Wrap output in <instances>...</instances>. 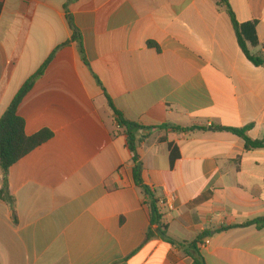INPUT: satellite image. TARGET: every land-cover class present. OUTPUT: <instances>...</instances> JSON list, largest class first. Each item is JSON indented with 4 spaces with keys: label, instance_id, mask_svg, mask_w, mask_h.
<instances>
[{
    "label": "crops",
    "instance_id": "1",
    "mask_svg": "<svg viewBox=\"0 0 264 264\" xmlns=\"http://www.w3.org/2000/svg\"><path fill=\"white\" fill-rule=\"evenodd\" d=\"M0 2V118L71 40L68 13L89 64L75 43L61 48L18 107L27 136L53 138L10 168L0 264H194V242L206 264H264V228L224 230L264 217V148L218 129L251 126L264 140V67L242 52L220 0ZM228 2L240 24L257 23L250 52H264V0ZM105 93L147 128L143 179L174 244L156 228L148 238V199Z\"/></svg>",
    "mask_w": 264,
    "mask_h": 264
},
{
    "label": "trees",
    "instance_id": "2",
    "mask_svg": "<svg viewBox=\"0 0 264 264\" xmlns=\"http://www.w3.org/2000/svg\"><path fill=\"white\" fill-rule=\"evenodd\" d=\"M221 5L226 7L232 24L238 39L239 46L246 56V58L256 67H264V52L261 51L257 54H252L249 50L248 44L252 47L260 46L258 41L256 26L257 23H244L240 24L236 18L235 13L232 10L231 5L228 0H220ZM2 11V4L0 2V14ZM68 24L72 31V38L70 41L56 49L50 57L46 60L43 66L39 69V71L34 74L22 87L20 92L14 98L6 112L0 118V172L2 176V188L0 190V198L5 200L8 203H13V198L9 195L8 190V177L9 171L12 166H14L21 159L26 157L32 151L42 146L50 139L53 138V133L50 130H42L33 136H27L25 128L26 123L25 120L18 115V107L26 97V95L33 89L38 80L44 75L46 69L51 64L53 59L55 58L57 52L71 43H75L78 47L79 54L81 56L82 61L85 65L89 66L88 61L85 56V50L83 45V38L80 30L75 24L74 18L69 13L67 14ZM95 79L102 86L99 78L95 76ZM109 107L112 109L116 116V123L118 124L119 129L123 130V134L127 137V142L130 151L132 152L133 161H134V181L136 185L143 189L144 194L148 199V206L150 208L151 220H150V229L148 232V238L152 235V229L156 228L159 235L166 240L167 242L174 244L167 236V226L162 223V216L160 214L158 208V200L155 198L152 191L148 186L145 185L143 179V166L139 158L138 148L141 144V139H139L138 135L145 129L146 127L139 125L137 123L131 122L125 119L121 113L115 108L112 100L109 95L105 93ZM169 125L164 126L163 128H168ZM176 131L188 132L194 131L200 128H191V129H180L173 128ZM221 131H228L238 137H241L246 142L247 150H256L264 148V140H252L247 134L251 129V126H248L243 129H234V128H218ZM170 149V161L173 166L176 160L179 159L180 154L178 148L173 144H169ZM256 227L258 230H262L264 228V217L258 218L252 221H248L242 225H236L234 227H229L224 230H230L233 228H246V227ZM206 235H203L198 241H201L205 238ZM192 248V253L190 256L193 259L194 264H206L204 258L200 255L199 250L196 248V242L190 244Z\"/></svg>",
    "mask_w": 264,
    "mask_h": 264
},
{
    "label": "built area",
    "instance_id": "3",
    "mask_svg": "<svg viewBox=\"0 0 264 264\" xmlns=\"http://www.w3.org/2000/svg\"><path fill=\"white\" fill-rule=\"evenodd\" d=\"M1 189V188H0Z\"/></svg>",
    "mask_w": 264,
    "mask_h": 264
}]
</instances>
